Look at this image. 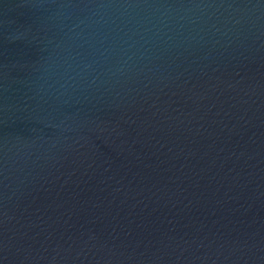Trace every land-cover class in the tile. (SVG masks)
Listing matches in <instances>:
<instances>
[{"label":"water","instance_id":"1","mask_svg":"<svg viewBox=\"0 0 264 264\" xmlns=\"http://www.w3.org/2000/svg\"><path fill=\"white\" fill-rule=\"evenodd\" d=\"M0 264H264V0H0Z\"/></svg>","mask_w":264,"mask_h":264}]
</instances>
